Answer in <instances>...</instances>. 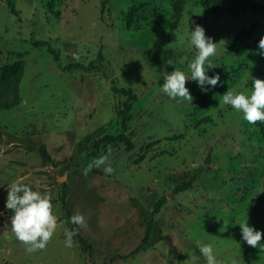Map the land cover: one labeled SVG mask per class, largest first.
Masks as SVG:
<instances>
[{
	"label": "rangeland",
	"instance_id": "1",
	"mask_svg": "<svg viewBox=\"0 0 264 264\" xmlns=\"http://www.w3.org/2000/svg\"><path fill=\"white\" fill-rule=\"evenodd\" d=\"M173 3L0 0V105H12L0 110V264H206L202 244L212 246L217 264H264V249L242 241L239 227L246 219L264 243V122L250 125L219 102L227 89L250 94L251 79L264 81L256 43L264 16L212 13L185 0L175 20ZM196 25L217 43L206 74H219L220 83L202 91L186 79L192 100H170L161 91L164 75L181 70L190 78ZM37 42L49 44L58 62ZM99 51L108 65L100 72L61 69L87 66ZM110 78L136 96L125 133L132 149L100 146L96 158L105 156L113 172L102 165L84 175L92 142L121 133L124 98ZM190 180L189 189L175 191ZM12 183L51 197L57 227L42 250L27 252L11 231ZM63 192L71 214L84 218L78 233L92 246L88 261L75 241L65 246ZM146 231L145 247L130 256Z\"/></svg>",
	"mask_w": 264,
	"mask_h": 264
},
{
	"label": "clouds",
	"instance_id": "2",
	"mask_svg": "<svg viewBox=\"0 0 264 264\" xmlns=\"http://www.w3.org/2000/svg\"><path fill=\"white\" fill-rule=\"evenodd\" d=\"M189 41L195 49L194 58L188 64L190 78L185 75L184 71L174 70L164 75V82L161 86V91L170 100L177 102L181 100L190 102L192 100L189 89L185 86L186 79L195 81L202 91H207L205 85L215 87L220 83L219 74L211 76L206 74V69L213 66L209 58L216 54L217 43H213L211 37L205 36L204 29L200 25H196L189 32ZM257 48L259 54L264 56V36L259 39ZM167 63L173 64L171 59ZM251 80L250 94L227 89L221 95L219 102L230 106L238 113H242L243 119L248 124L255 125L257 121L264 122V81L260 79ZM102 165H105L103 167L104 173L111 174L113 172L111 165H106L105 156L94 158L82 172L87 175L93 167L100 168ZM36 183L39 181L37 180ZM52 207L50 195L35 191L27 184L12 183L11 187L8 188L5 208L12 211L10 217L11 231L15 238L25 245L27 252L31 253L44 249L53 236L57 227V218L52 212ZM68 222L77 226L85 224L83 216L78 213L70 216ZM239 227L242 241L254 248L264 249V243H260L262 237L260 230L248 225L246 219L239 223ZM76 234L77 228L65 229L64 243L66 247L72 246V237ZM198 250L206 264H217L210 244H202Z\"/></svg>",
	"mask_w": 264,
	"mask_h": 264
},
{
	"label": "trees",
	"instance_id": "3",
	"mask_svg": "<svg viewBox=\"0 0 264 264\" xmlns=\"http://www.w3.org/2000/svg\"><path fill=\"white\" fill-rule=\"evenodd\" d=\"M185 0H174L172 6V17L177 20L181 14L182 6ZM201 5L202 8L212 12V13H222L227 12L233 15H238L241 13H250L253 16H264V0H194ZM258 43V41H256ZM38 46H45L47 53L52 56L54 62H58L59 55L58 53L47 43L37 42ZM260 58L264 61V56L260 55ZM17 65V64H16ZM108 65L104 63V56L99 51L96 55V58L93 62H90L87 66H84L80 63H70L64 66H61V69L66 72H74V71H83V72H100L105 69ZM15 65L6 66L3 68V78H6L15 70ZM111 83V91L114 94L120 95L124 98L123 102L121 103V107L117 111V115L120 117V128L121 133L117 135H105L102 138H99L92 142L90 146V157L96 158L98 148L100 146H108V152H111L112 148L122 144L124 145L127 151L132 149V142L128 135H126L127 131V123L130 120V111L132 108V103L136 101L135 94L127 88H118L115 86V81L113 78H110ZM12 105L8 103H4L0 105V110H9ZM259 127L264 135V124L259 123ZM38 154L41 158H43L46 162H50L49 156L43 146H39ZM191 186V180L185 182L184 184L177 186L175 191L181 192L189 189ZM66 193L63 192L62 196L60 197V201L62 203V209L64 211V220L67 225V229L77 228V234L72 237V240L76 242L78 246V250L80 251L81 255L84 257L86 261H88L92 256V246L78 233V226L72 223H69V217L72 216L70 210L68 209L66 200ZM165 203V198L161 197L155 203L153 212L154 214L158 213L161 206ZM148 238V231L144 234L143 240L138 245V247L130 254V256L139 251L140 249L144 248V244Z\"/></svg>",
	"mask_w": 264,
	"mask_h": 264
},
{
	"label": "crops",
	"instance_id": "4",
	"mask_svg": "<svg viewBox=\"0 0 264 264\" xmlns=\"http://www.w3.org/2000/svg\"><path fill=\"white\" fill-rule=\"evenodd\" d=\"M157 258H158V257H157L156 255H155V256H151V259H150V260H152V262H154V263H155V262H157V261H156V260H157Z\"/></svg>",
	"mask_w": 264,
	"mask_h": 264
}]
</instances>
